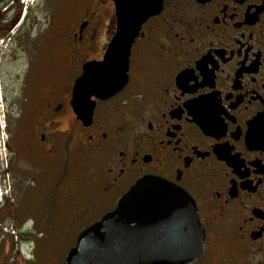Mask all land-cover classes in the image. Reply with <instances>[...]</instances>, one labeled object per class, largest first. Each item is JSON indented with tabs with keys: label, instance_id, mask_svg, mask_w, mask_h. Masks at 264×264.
Returning <instances> with one entry per match:
<instances>
[{
	"label": "flooded vegetation",
	"instance_id": "1",
	"mask_svg": "<svg viewBox=\"0 0 264 264\" xmlns=\"http://www.w3.org/2000/svg\"><path fill=\"white\" fill-rule=\"evenodd\" d=\"M8 5L0 0V75L15 98L0 224L22 245L10 264H63L83 229L74 222L100 220L144 177L192 200L204 242L190 264H264V144L253 139L264 117V0H160L131 45L126 85L91 97L84 124L73 84L116 32L114 0H42V19L30 10L22 23ZM74 150L84 162L75 211ZM12 192L38 201V222L11 208Z\"/></svg>",
	"mask_w": 264,
	"mask_h": 264
},
{
	"label": "water",
	"instance_id": "2",
	"mask_svg": "<svg viewBox=\"0 0 264 264\" xmlns=\"http://www.w3.org/2000/svg\"><path fill=\"white\" fill-rule=\"evenodd\" d=\"M114 3L117 27L103 58L83 64L73 84L72 109L83 124L92 115L91 97L109 98L126 85L131 45L141 25L160 10V0ZM253 139L264 144V117ZM203 242L189 196L164 179L144 177L79 233L63 264H190Z\"/></svg>",
	"mask_w": 264,
	"mask_h": 264
},
{
	"label": "rangeland",
	"instance_id": "3",
	"mask_svg": "<svg viewBox=\"0 0 264 264\" xmlns=\"http://www.w3.org/2000/svg\"><path fill=\"white\" fill-rule=\"evenodd\" d=\"M41 2L42 0H34L32 3L31 0H9L8 8H12V11L14 9V12L18 8H21L22 13L20 15L19 20L22 23V20L27 18V15L30 10L32 11L36 10L37 11L36 13L38 14L37 15L38 18L42 19V9H40ZM5 85H8L9 87L8 86L5 87ZM12 86H13L12 82L8 80H4L0 75V182L2 179V163L5 154L7 153L6 149L4 148V141L7 135L4 125L6 124L7 115H11L12 109L10 108V104L12 100L15 98V94H14L15 89L14 86L13 88ZM76 152H77L76 150L73 151V157H72L73 171H74L73 183H72L74 211L75 209L78 210V208L75 205L76 202L82 201V203L84 204V198H83L84 181L82 180L80 174L84 162L81 160L80 156L77 155ZM1 191L2 189L0 190V205L2 204V200H3L1 198L4 196L1 194ZM10 198H11L10 199L11 208L15 209L19 205L20 215L22 219L31 218L38 222L39 218L42 216L44 212V208L39 206L37 200L32 198L31 200H22L20 202L18 201V194L15 195L13 192ZM48 221L50 225L51 222L53 221V217L49 218ZM73 221H76L74 217H73ZM74 224H76L75 225L76 229L77 228L84 229V219L78 220L76 223L74 222ZM17 235H18V229L15 226L8 224H0V253L5 251L4 264H10L12 262L10 261L11 257H13V255H15L19 250H21L20 246L22 245L19 236ZM7 240H8V244L6 243Z\"/></svg>",
	"mask_w": 264,
	"mask_h": 264
},
{
	"label": "trees",
	"instance_id": "4",
	"mask_svg": "<svg viewBox=\"0 0 264 264\" xmlns=\"http://www.w3.org/2000/svg\"><path fill=\"white\" fill-rule=\"evenodd\" d=\"M4 253V252H3Z\"/></svg>",
	"mask_w": 264,
	"mask_h": 264
}]
</instances>
